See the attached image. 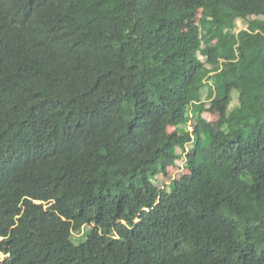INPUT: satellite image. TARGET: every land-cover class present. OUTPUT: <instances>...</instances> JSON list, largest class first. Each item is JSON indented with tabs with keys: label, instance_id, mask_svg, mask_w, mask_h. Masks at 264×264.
<instances>
[{
	"label": "trees",
	"instance_id": "16d2710c",
	"mask_svg": "<svg viewBox=\"0 0 264 264\" xmlns=\"http://www.w3.org/2000/svg\"><path fill=\"white\" fill-rule=\"evenodd\" d=\"M1 254L264 264V0H0Z\"/></svg>",
	"mask_w": 264,
	"mask_h": 264
},
{
	"label": "rangeland",
	"instance_id": "374dc122",
	"mask_svg": "<svg viewBox=\"0 0 264 264\" xmlns=\"http://www.w3.org/2000/svg\"><path fill=\"white\" fill-rule=\"evenodd\" d=\"M200 17H201V11L199 10L196 13L188 14L186 17V20L199 24ZM235 23H236V26L234 28V31L236 32L245 27L244 24L239 19H236ZM182 29L184 30V28ZM206 117L210 119L212 122H215L218 116H217V113L213 111V112L206 114ZM169 130H172V128L170 127ZM183 163H184L183 158L177 159L176 164L174 166L168 167L167 173L165 175L160 174L158 176L156 183L159 185H163V184L168 183L172 179H180L184 174H187L188 170L185 169ZM0 259H3L2 254L0 255Z\"/></svg>",
	"mask_w": 264,
	"mask_h": 264
}]
</instances>
